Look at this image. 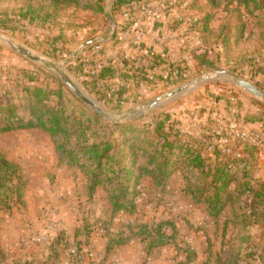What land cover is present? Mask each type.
Masks as SVG:
<instances>
[{
  "label": "rangeland",
  "instance_id": "1",
  "mask_svg": "<svg viewBox=\"0 0 264 264\" xmlns=\"http://www.w3.org/2000/svg\"><path fill=\"white\" fill-rule=\"evenodd\" d=\"M187 1L192 4V0ZM62 2L0 0V35L40 58L49 68L56 67L63 72L110 116L129 115L193 81L218 72L227 73L232 79H243L264 91V13L256 11L253 4L245 9L230 4L231 0H220L219 5L213 7L201 0L198 6L202 7L203 14L212 16L207 33L191 37L185 45L182 41L179 49L164 56H169L172 64L178 63L177 58H187L189 67L179 85L172 87L173 78L167 80L166 73L164 81H154L151 85L140 82L137 88L135 81L123 77L134 76L133 73L124 75L128 66H120L124 71L105 84L97 82L112 58L117 68L122 64L121 55L127 61L146 56L143 52L137 54L143 49L133 36H130L131 42L118 37L117 30L126 20L121 23L123 13L112 15V0H73L69 6ZM158 3L165 6L164 2ZM54 5H59L57 10L52 9ZM31 8L44 12L45 17L32 21L36 16L30 15ZM95 40L98 43L91 49H86L82 55L79 53L82 46ZM185 49L189 50L183 51ZM29 78H34L35 82L31 84ZM153 78L149 75L150 80ZM37 88L60 92L61 100L52 98L49 106L63 110L70 119V126L74 127L72 122H76L75 126L82 122L89 130L92 143L99 142V137L106 133L103 126L114 125L76 98L55 71L30 62L0 42V129L12 130L0 135V154L18 167L22 180L19 200L15 197L9 205H0V260L4 264H44L50 243L38 244L36 240L49 236L51 227L54 229L51 241L62 232H70L72 236L77 228L90 231L88 238L79 239L82 250L74 248L72 251L75 264H99L104 259L105 264H216L218 260L224 264L233 260L260 264L264 223L249 219L245 222L246 197L236 193L233 206L215 223L206 208L190 196L194 188L198 184L203 187L207 179L190 170L185 162L187 157H182L185 150L180 149L190 146L205 158L219 153L221 160L245 159L246 153L248 157L252 154L256 162L248 180L242 178L243 166L239 167L240 190L243 192L245 184L252 180L264 184V128L262 124L253 125L248 121L258 116L264 119L263 105L233 84L217 78L179 100L116 124L136 125L140 131H147L158 119L169 116L180 144L172 161L182 165L162 191L152 189L146 182L149 192L144 195L142 189L137 214H121L111 225V189L100 188L95 194L90 193V183L78 168L86 160L79 149L75 151L78 165L69 162L68 155L76 143L68 145L67 153L62 154L58 149L64 144L62 137H52L40 130L16 129L14 118L24 125L29 123L30 99L36 102L33 91L24 90ZM98 97L107 100L108 106ZM118 141L122 142V138ZM235 188L232 185L233 191ZM166 221L176 227L174 233L167 232L176 238L173 247L154 251L148 257L146 244L136 240L106 257L107 233L112 228L117 233L126 226ZM68 234L65 236L71 237ZM64 249H59L62 255L59 264H73Z\"/></svg>",
  "mask_w": 264,
  "mask_h": 264
},
{
  "label": "trees",
  "instance_id": "2",
  "mask_svg": "<svg viewBox=\"0 0 264 264\" xmlns=\"http://www.w3.org/2000/svg\"><path fill=\"white\" fill-rule=\"evenodd\" d=\"M168 1L171 3L173 10L177 12V15L181 13L179 17L174 18L172 29L182 34L184 45L185 43L188 44L191 37H201V35L207 33L212 16L203 14L202 7L198 6L201 0H192V4H188L187 0ZM205 1L213 7H217L220 2V0ZM62 3L69 6L70 3H73V0H63ZM144 4V0H112V15L123 13L122 15L126 19V23L117 30L118 37L128 34L137 25V22L144 23L145 20L142 17ZM230 4H237L245 9L253 4L256 11L264 13V0H231ZM58 6L54 5L52 9L57 10ZM187 10H191L192 14L188 13ZM29 13L36 16L32 21H40L41 17L46 15L44 12L33 8L29 10ZM188 50L183 51L187 52ZM121 58L123 59L122 64H118L117 68L115 67L117 64L114 63L115 61L112 58L109 66L103 68L100 72L97 82L105 84L106 81L115 78L119 72L124 71V69L121 70V67L128 66L124 75L133 73L134 76L123 77L126 80L135 81L136 85H134L137 88L140 86V82L151 85L154 81H164L166 73L167 76L169 75L167 80L173 78L170 85L176 87L189 67V64L186 63L187 58H177L176 62L178 63L172 64L169 56L164 57L150 52L146 53V56H139V58L131 59V61H127L122 55ZM149 75L154 78L150 80ZM29 81L33 84L35 79L29 78ZM93 90L96 91V88H93ZM24 91L26 93L33 91L36 102L30 99L31 121L29 123L24 125L17 118H14L17 123L15 125L17 126L16 129L40 130L47 132L52 137H62L64 144L58 148L62 154L67 153L68 145L73 142L76 143L71 154L68 155L69 162L78 165L75 151L79 149L86 160L78 168L85 174L90 183V193L95 194L100 188L111 189L110 205L112 212L109 219L111 225L114 224L117 216L121 214L129 216L137 214V202L142 196V189L145 190L144 195L149 192L145 186L146 182L151 184L152 189L162 191L168 185L169 180L179 172L182 164L179 161H172V157L180 144L177 140L178 133L175 131V126L171 123L169 116L166 115L163 119H158L157 123L147 127V129H150L147 131H140L139 126L131 124L103 126L102 129L106 133L99 137V142L92 143L88 137L89 130L83 126L82 122L75 126L76 122L71 121L74 127L70 126V119L62 112L63 110L59 107L51 108L49 106L52 98L61 100L60 92L54 93L38 88L35 90L25 89ZM98 99L105 106H108L107 100H101L99 97ZM118 107L120 106L118 105ZM94 119L99 121L97 116H94ZM248 121L253 125L262 124L264 128L262 116L253 117ZM10 131L12 130L0 129V135ZM117 134L118 138H122V142H119L116 138ZM180 150H185L182 157H187L185 162L190 170L199 175H204L207 179L204 186L199 187L198 184L194 188V192L190 193V196L198 205L206 208L208 216L215 223L222 218L228 208L233 206L236 193L239 196L246 197L244 205L246 209L245 212L242 211L245 222L249 219L264 223V184L260 180H252L245 184V189L241 192L242 185L238 182L240 177L239 167L241 165L243 166L242 178L246 180L249 178L250 171L255 168L256 160L252 154L248 157L246 153L247 158L245 159L227 158L229 160H221V154L215 152L205 158L201 152L190 146H182ZM230 169L234 171L233 174ZM21 181L18 167L5 160L0 154V205H9L15 197L19 200ZM232 185L236 186L234 191ZM230 187L231 191H229ZM237 206L239 205L237 204ZM84 229L77 228L72 236L70 232L57 234L48 245L49 255L44 264H59L62 261L59 250L61 247H65V255L69 252L70 263L75 264L72 251L74 248L77 251L82 250V243L79 239L83 236H86V238L90 236V231ZM113 230L112 228V231L107 233L106 257L110 256L116 249L126 247L136 240L146 244V255L148 257L154 251L173 247L176 244L175 236L167 234L168 231L172 233L176 231L175 225L170 221L126 226L117 233H114ZM67 233L71 237L65 236ZM86 241L88 240L86 239ZM252 258L253 261L256 260L254 255ZM105 261L106 259L99 264H105ZM211 261L210 259L209 262ZM82 262L80 261V263ZM0 264H4V262L0 260ZM91 264L95 263L92 262ZM216 264H224V262L218 260ZM228 264L242 263L233 260ZM246 264H249V262ZM253 264L255 263L253 262ZM260 264H264V250H261Z\"/></svg>",
  "mask_w": 264,
  "mask_h": 264
},
{
  "label": "water",
  "instance_id": "3",
  "mask_svg": "<svg viewBox=\"0 0 264 264\" xmlns=\"http://www.w3.org/2000/svg\"><path fill=\"white\" fill-rule=\"evenodd\" d=\"M0 42L5 43L14 53L18 54L19 56H21L27 60H29L30 62H32L34 64H39L46 69L55 71L56 74L62 79V82L70 89V91L74 94V96L76 98H78L85 106H87L97 116L106 120L108 123L114 124V125L122 123L125 120L135 118V117L139 116L145 110L146 111H152V110L160 108L161 106H163L164 104H166L168 102L179 100L180 98L184 97L187 94H190L194 90L201 88L202 86H204L210 82H213L217 78H221V79L227 81L228 83L233 84L234 87L237 88L239 91L247 94L248 96L252 97L258 103H260L261 105L264 106V91L260 90L255 85H253V84H251V83H249L243 79H232L231 77H229V75L227 73L218 72V73L214 74L213 76H207L203 79L193 81L188 86H186L184 88H179V89L167 94L166 96H163V97L157 99L153 104H151L145 108H140L138 110H135L133 113H131L129 115L120 116V117H116L113 115L110 116L106 112H104L95 101H93L90 97L85 95L80 90V88L76 84H74L63 72L58 71L56 67L49 68L45 63H43L40 60V58L33 56L28 50L10 43L8 40H6L1 35H0ZM97 43H98V41L95 40V41H92V42L85 44L80 49L79 53L82 55L86 49L94 46Z\"/></svg>",
  "mask_w": 264,
  "mask_h": 264
},
{
  "label": "crops",
  "instance_id": "4",
  "mask_svg": "<svg viewBox=\"0 0 264 264\" xmlns=\"http://www.w3.org/2000/svg\"><path fill=\"white\" fill-rule=\"evenodd\" d=\"M144 2L152 6L149 16L144 17V23L137 22L131 34L123 35L122 40L131 42L130 36H133L140 42L143 50H138L137 54L150 52L165 56L179 49L182 46V34L172 29V23L174 18L179 17L181 13L177 15L167 0H144ZM158 2H164L165 6ZM121 17L123 20L121 23H124L126 19L123 15Z\"/></svg>",
  "mask_w": 264,
  "mask_h": 264
},
{
  "label": "built area",
  "instance_id": "5",
  "mask_svg": "<svg viewBox=\"0 0 264 264\" xmlns=\"http://www.w3.org/2000/svg\"><path fill=\"white\" fill-rule=\"evenodd\" d=\"M168 1V0H167ZM152 9V6L150 5V4H144V6H143V8H142V16L143 17H146V15H148L149 14V11ZM53 232H54V229L51 227V228H49V230H48V233H49V236H44V237H42V238H40V239H38V240H36V242L38 243V244H46V245H48L49 243H50V241H51V239H52V234H53Z\"/></svg>",
  "mask_w": 264,
  "mask_h": 264
}]
</instances>
